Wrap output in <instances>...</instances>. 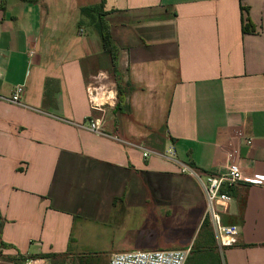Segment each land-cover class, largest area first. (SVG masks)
<instances>
[{
	"label": "crops",
	"instance_id": "obj_1",
	"mask_svg": "<svg viewBox=\"0 0 264 264\" xmlns=\"http://www.w3.org/2000/svg\"><path fill=\"white\" fill-rule=\"evenodd\" d=\"M86 7H102L119 51L114 84L125 103L104 115L88 87L112 63ZM248 21L252 33L243 32ZM18 85L25 92L13 104ZM102 116L107 136L79 127ZM231 163L264 179V0H6L0 8V264H67L85 229L98 241L132 221L131 248L112 256L166 250V231L180 239L171 250L264 264V182L228 190L224 223L240 236L222 250L203 234V186L183 172Z\"/></svg>",
	"mask_w": 264,
	"mask_h": 264
},
{
	"label": "built area",
	"instance_id": "obj_2",
	"mask_svg": "<svg viewBox=\"0 0 264 264\" xmlns=\"http://www.w3.org/2000/svg\"><path fill=\"white\" fill-rule=\"evenodd\" d=\"M34 53L32 51L31 55ZM24 92V85L16 86L10 102L20 104ZM88 92L93 110L99 111L103 115L106 114V109L117 106L118 92L112 85L95 86L92 84L88 87ZM102 117V121L99 118L88 119L85 124L79 125V127L100 136H107L103 129L104 116ZM151 154L150 151L144 150L145 158ZM183 172L196 177L203 186L207 201L205 220H208L212 225L220 248L223 250L236 245L239 242L240 228L224 223V215L230 213L234 202V197L228 190L240 182L263 184L264 179L262 177L248 179L237 163H231L224 172L219 173L201 174L186 166L183 167ZM191 252L192 248L116 253L111 257L109 264H187ZM24 264H43V261L39 258H27Z\"/></svg>",
	"mask_w": 264,
	"mask_h": 264
},
{
	"label": "rangeland",
	"instance_id": "obj_3",
	"mask_svg": "<svg viewBox=\"0 0 264 264\" xmlns=\"http://www.w3.org/2000/svg\"><path fill=\"white\" fill-rule=\"evenodd\" d=\"M99 78L93 85L100 86V85H112L116 87L114 84L115 76L111 71L108 75H98ZM117 89V87H116ZM134 223L129 227H120L110 237H106L100 240L92 239L90 232L84 230V237L80 244L72 245L74 258L72 261H68L67 264H109L111 256L116 251L128 250L131 248L129 246V241H125V237H134ZM180 243V239L178 234L169 233L164 231L161 238V245L166 250H171L176 248V246ZM135 250V249H134ZM157 250V249H155ZM197 256L194 258L192 257L189 263H194L196 261Z\"/></svg>",
	"mask_w": 264,
	"mask_h": 264
},
{
	"label": "trees",
	"instance_id": "obj_4",
	"mask_svg": "<svg viewBox=\"0 0 264 264\" xmlns=\"http://www.w3.org/2000/svg\"><path fill=\"white\" fill-rule=\"evenodd\" d=\"M21 1L31 3V2H35L37 0H21ZM5 6H6V0H2V2L0 4V8H5ZM82 14L84 16H88L89 18H91L92 24L96 27V29L100 35V38H101L103 50L106 54H108L110 56L111 63H112L113 75L115 76L116 80L118 81V54H119V51H118L117 46L114 44L112 36H111V26L105 19L106 13L103 11L102 7H86V8L82 9ZM251 25L252 24L249 21L247 23H245L243 26V32L244 33L254 32L255 28H253V26H251ZM249 26H251V29H249ZM124 103H125V97H124V94L122 91V87H121L120 83L118 82V103H117V107L121 108ZM3 224H4V221H3L2 215L0 213V234H1ZM203 234L208 236V238L210 240L215 239L214 230L211 228V225H210L208 220H205V222L203 224ZM0 243H1V245L4 246L2 241ZM195 256H197L196 261L194 263H189L190 259L192 257L194 258ZM187 264H223V261H222L221 257L217 256L216 254H214V255H211V254L200 255V254H198V251L195 252V254H194V250H192Z\"/></svg>",
	"mask_w": 264,
	"mask_h": 264
}]
</instances>
